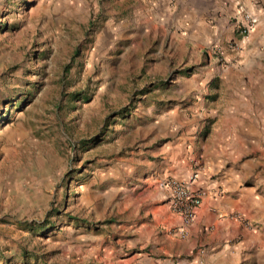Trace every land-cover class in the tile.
Returning <instances> with one entry per match:
<instances>
[{"label":"rangeland","instance_id":"374dc122","mask_svg":"<svg viewBox=\"0 0 264 264\" xmlns=\"http://www.w3.org/2000/svg\"><path fill=\"white\" fill-rule=\"evenodd\" d=\"M120 4L0 0V264H102L81 242L107 228L109 170L188 79L133 23L103 35Z\"/></svg>","mask_w":264,"mask_h":264},{"label":"crops","instance_id":"0c3cea01","mask_svg":"<svg viewBox=\"0 0 264 264\" xmlns=\"http://www.w3.org/2000/svg\"><path fill=\"white\" fill-rule=\"evenodd\" d=\"M117 1L130 17L115 25L108 20L105 37H121L117 30L133 23L135 32L163 46L165 59L172 55L190 72L110 168L106 176L114 183L102 204L114 199V209L100 223L107 228L100 239L81 243L93 244L102 264H261L264 0ZM245 13L256 24L240 37ZM215 52L223 62L211 57ZM165 179L200 194L183 238L168 193L158 187Z\"/></svg>","mask_w":264,"mask_h":264},{"label":"built area","instance_id":"2783aa9c","mask_svg":"<svg viewBox=\"0 0 264 264\" xmlns=\"http://www.w3.org/2000/svg\"><path fill=\"white\" fill-rule=\"evenodd\" d=\"M244 25L240 28V33L245 35L256 24V20L251 14H243ZM194 175L188 177L187 182L194 180ZM158 187L167 191L169 196V208L172 215L179 218L182 228L179 235L183 238L193 220L196 209L200 205V194L188 187L187 183L176 181L173 179H165L158 182ZM236 220H242V216L238 213L232 215ZM247 227V225H245Z\"/></svg>","mask_w":264,"mask_h":264},{"label":"trees","instance_id":"16d2710c","mask_svg":"<svg viewBox=\"0 0 264 264\" xmlns=\"http://www.w3.org/2000/svg\"><path fill=\"white\" fill-rule=\"evenodd\" d=\"M188 71H189V69L186 70V72H188ZM116 115H117V117H122L121 112H118V114H116Z\"/></svg>","mask_w":264,"mask_h":264}]
</instances>
